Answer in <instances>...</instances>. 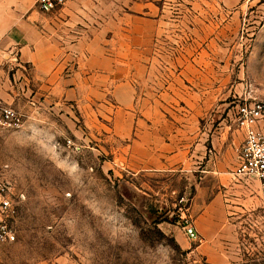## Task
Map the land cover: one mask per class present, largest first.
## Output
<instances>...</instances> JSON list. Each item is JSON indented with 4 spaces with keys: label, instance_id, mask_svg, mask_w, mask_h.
<instances>
[{
    "label": "rangeland",
    "instance_id": "374dc122",
    "mask_svg": "<svg viewBox=\"0 0 264 264\" xmlns=\"http://www.w3.org/2000/svg\"><path fill=\"white\" fill-rule=\"evenodd\" d=\"M111 8L119 25L150 22L155 74L209 70L211 100L233 112L264 102V0H115ZM40 115L31 124L25 115L0 147V179L17 209V239L0 244V264H211L201 235L189 240L181 220L185 213L197 229L192 207L204 165L134 171L130 141L109 134L113 121L101 134L78 137L59 113ZM240 181L241 202L226 204L230 228L211 246L235 264H264V187Z\"/></svg>",
    "mask_w": 264,
    "mask_h": 264
},
{
    "label": "crops",
    "instance_id": "0c3cea01",
    "mask_svg": "<svg viewBox=\"0 0 264 264\" xmlns=\"http://www.w3.org/2000/svg\"><path fill=\"white\" fill-rule=\"evenodd\" d=\"M65 1L45 13L38 0H0V101L30 124L44 110L59 113L78 137L86 130L101 134L113 121L109 134L130 141L134 171L192 172L204 165L192 207L200 249L211 264H235L211 245L230 228L226 204L239 205L237 192L246 188L234 175L245 140L240 106L233 112L223 100H211L209 70L155 74L150 22L119 25L115 0Z\"/></svg>",
    "mask_w": 264,
    "mask_h": 264
},
{
    "label": "built area",
    "instance_id": "2783aa9c",
    "mask_svg": "<svg viewBox=\"0 0 264 264\" xmlns=\"http://www.w3.org/2000/svg\"><path fill=\"white\" fill-rule=\"evenodd\" d=\"M65 3V0H38L37 5L41 11L48 13ZM236 118L237 125L245 132V140L237 150L234 175L238 180H259L264 187V102L240 106ZM24 125L25 114L0 101V142L7 133L19 131ZM16 214L10 183L0 179V244L16 241V231L12 224ZM183 214L181 220L188 239L199 241L200 236L194 223Z\"/></svg>",
    "mask_w": 264,
    "mask_h": 264
}]
</instances>
